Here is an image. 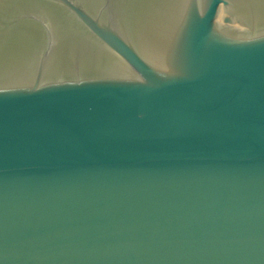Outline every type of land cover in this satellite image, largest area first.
<instances>
[{
	"label": "water",
	"instance_id": "water-1",
	"mask_svg": "<svg viewBox=\"0 0 264 264\" xmlns=\"http://www.w3.org/2000/svg\"><path fill=\"white\" fill-rule=\"evenodd\" d=\"M0 264H264V0H0Z\"/></svg>",
	"mask_w": 264,
	"mask_h": 264
}]
</instances>
